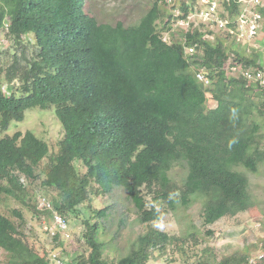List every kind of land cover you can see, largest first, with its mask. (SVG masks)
<instances>
[{"label": "trees", "instance_id": "trees-1", "mask_svg": "<svg viewBox=\"0 0 264 264\" xmlns=\"http://www.w3.org/2000/svg\"><path fill=\"white\" fill-rule=\"evenodd\" d=\"M86 1L0 0V39L5 31L12 55L0 78V197L28 207L41 228L50 225L51 215L37 208L39 193L65 218H77L83 206L104 217L105 210L91 207L92 199L121 188L142 225L160 221L165 205L185 207L196 196L203 199L205 226L248 211L249 181L236 168L256 173L264 162L259 125L248 121L252 97L261 99L259 88L225 73L230 53L221 43L202 40L192 25L181 38L163 40L160 2L171 1H154L131 26L99 23L86 13ZM193 4L182 0L173 21L186 19ZM194 43L195 54L186 58L183 47ZM259 58L258 52L235 53L233 61L264 69ZM196 68L207 70L210 88L196 79ZM207 95L216 108L207 107ZM50 106L61 124L56 152L30 131L4 135L25 111ZM177 167L186 172L180 185L170 176ZM13 213L18 223L0 212V251L8 264H52L46 251L39 255L24 239L21 210ZM91 220H83L89 254L62 258L64 264H147L177 241L149 229L126 257L108 262L97 237L100 226ZM52 237L53 248L63 247L59 233Z\"/></svg>", "mask_w": 264, "mask_h": 264}, {"label": "rangeland", "instance_id": "rangeland-1", "mask_svg": "<svg viewBox=\"0 0 264 264\" xmlns=\"http://www.w3.org/2000/svg\"><path fill=\"white\" fill-rule=\"evenodd\" d=\"M154 1L156 0H87L85 11L95 17L99 23L113 25L122 22L124 26H131L138 23L140 18L152 7ZM166 2L170 3H167L166 6L162 4V1L160 2L164 16L158 23V28L163 31V40L167 41L173 37L179 39L183 28L177 26L172 16L175 17L178 14L182 0H167ZM168 17L171 20L167 26ZM189 18H192V13ZM212 34L211 42L213 44L221 43L223 46H227L219 32L213 31ZM4 35L5 31L0 39L2 53L0 56V78L2 79L5 77L6 67L12 61L10 44ZM259 35L254 42L255 47H253L257 50L239 46H233L230 50L233 53L246 54L258 52L259 61L264 66V27ZM193 70L195 72V69ZM3 89L5 93L8 92L5 87ZM206 97L208 99L207 107L216 108L217 104L210 101L211 96L207 95ZM260 101L261 99L257 96L252 97V116L248 121L254 120L259 125L257 136L262 138V148H264V112L261 115L258 111L259 108H262V101ZM27 131L46 141L52 153L56 152V146L61 137V124L56 118L54 106L47 109L33 108L25 111L24 119L21 122H11L4 135L11 136L16 132L25 133ZM2 135L0 132V136ZM236 169L248 178L247 192L250 197V208L247 212L236 215L237 217H224L209 226H205L203 223L204 204L203 199L199 196L194 197L191 203L185 207L177 204L174 210L165 205V211H163L160 221L142 225L138 220L136 210L127 199L126 192L121 188H115L108 194L94 197L91 201V207L94 210H105L104 217L90 214L85 211V206L81 207L77 218L67 216V241L63 242V247L54 249L52 241L41 232V219L38 221L37 216L28 207H22L12 199L2 196L0 197V212L18 223L19 220L13 216V211L21 210L24 221L22 228L24 239L41 256L45 251L48 254L55 250L61 251L62 248V258L66 260L74 259L79 255L87 256L90 250L85 244L86 230L83 220L92 216L91 223H97L100 226L97 237L103 243V258L108 262H116L126 257L138 236L154 228L167 233L177 241L167 248L166 253L155 252L147 264H197V262L212 264L227 256L247 257L264 251V165H260L256 173L248 172L241 166ZM185 175V168L182 167H177L170 173L173 183L178 185L182 183ZM36 182L39 183L38 180ZM37 192L40 191L33 193ZM33 198L35 200V196ZM149 199L150 197H147V200ZM25 201L27 202L28 198ZM237 230H243L245 233L238 234ZM202 249H204V254H201ZM0 258V264H8L4 252L0 251Z\"/></svg>", "mask_w": 264, "mask_h": 264}, {"label": "built area", "instance_id": "built-area-1", "mask_svg": "<svg viewBox=\"0 0 264 264\" xmlns=\"http://www.w3.org/2000/svg\"><path fill=\"white\" fill-rule=\"evenodd\" d=\"M263 12L264 0H194L192 12H190L192 18H189V14L186 19H177L175 23L185 32L192 25V30L197 29L202 34L204 41L213 39V31L219 32L227 43V46L223 47L230 53V57L224 63L222 70L235 78H243L247 83L259 88L261 100L264 102V69L234 63L235 53L230 50L233 46L254 49V42L264 27ZM197 47V43L184 46V56L186 58L192 57ZM251 53L238 52L237 54L245 57ZM195 76L204 87L211 86V80L205 68H196ZM247 83L246 86H248ZM36 202L39 209L48 210L52 213L50 225L43 222V230L47 231L50 236L60 233L67 238L68 224L65 218L53 210L51 202L44 196H38ZM51 260L55 264H63L60 260L59 251L51 254ZM239 264H264V251L247 256Z\"/></svg>", "mask_w": 264, "mask_h": 264}, {"label": "clouds", "instance_id": "clouds-1", "mask_svg": "<svg viewBox=\"0 0 264 264\" xmlns=\"http://www.w3.org/2000/svg\"><path fill=\"white\" fill-rule=\"evenodd\" d=\"M196 70V69H195ZM211 86H209V87H206V88H210ZM38 196H40V195H37L36 196V198L38 197ZM45 198H47L46 196H44ZM49 201H50V199L49 198H47ZM51 202V201H50ZM51 205H52V207H53V204H52V202H51ZM36 206H37V202H36ZM37 208H38V206H37ZM39 209V208H38ZM39 210H41V209H39ZM53 210L54 211H56L55 209H54V207H53ZM41 211H46V212H49L50 213V215L52 214L50 211H48V210H41ZM57 212V211H56ZM58 213V212H57ZM62 216V215H61ZM64 217V216H63ZM65 218V217H64ZM65 220H66V222H67V224H68V221H67V219L65 218ZM50 221H51V216H50ZM42 230H43V225H42ZM44 231V230H43ZM60 234V233H59ZM67 234H68V228H67ZM51 241L53 240V237L52 236H50L49 234L48 235H46ZM60 236L62 237V238H64L66 241H67V238L65 237V236H63L62 234H60ZM54 249H56V248H54ZM56 251H59V250H55V251H52L51 253H48V256H49V259H50V261L52 262V264H55L52 260H51V254L52 253H54V252H56ZM60 252V260L63 262V259H62V254H61V251H59ZM64 264V263H63Z\"/></svg>", "mask_w": 264, "mask_h": 264}, {"label": "crops", "instance_id": "crops-1", "mask_svg": "<svg viewBox=\"0 0 264 264\" xmlns=\"http://www.w3.org/2000/svg\"><path fill=\"white\" fill-rule=\"evenodd\" d=\"M260 165H264V162L260 163ZM259 165V166H260ZM247 212V211H246ZM237 217V216H236ZM239 229V228H238ZM238 234H244L245 232L243 230H237Z\"/></svg>", "mask_w": 264, "mask_h": 264}]
</instances>
